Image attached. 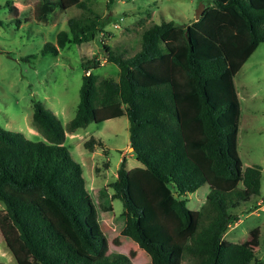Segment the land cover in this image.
Here are the masks:
<instances>
[{"label": "trees", "instance_id": "1", "mask_svg": "<svg viewBox=\"0 0 264 264\" xmlns=\"http://www.w3.org/2000/svg\"><path fill=\"white\" fill-rule=\"evenodd\" d=\"M55 6L87 14L67 18L41 55L56 56L102 31L86 0L38 3L41 15ZM261 42L264 0H206L196 20L143 29L129 56L99 40L117 79H98L90 71L99 66L96 57L84 58L76 109L64 127L39 101L32 103L31 125L40 139L0 127V233L15 263L132 264L123 253L107 252L81 165L63 145L65 132L125 116L140 165L127 170L122 158L109 183L123 208L119 234L150 264H264L251 247L223 239L238 219L235 208L259 195L260 168H242L236 151L240 109L232 78ZM94 143L101 146L90 138L84 147ZM204 183L202 204L188 209L180 196Z\"/></svg>", "mask_w": 264, "mask_h": 264}, {"label": "rangeland", "instance_id": "2", "mask_svg": "<svg viewBox=\"0 0 264 264\" xmlns=\"http://www.w3.org/2000/svg\"><path fill=\"white\" fill-rule=\"evenodd\" d=\"M16 11H9L5 2ZM54 1V0H46ZM101 18V32L81 44H68L56 56L41 55L45 42H55V34L66 29L71 16L86 15L75 7L64 10L57 6L41 15V0H0V127L21 133L34 140L29 129L32 103L39 101L50 110L61 125L72 118L78 102V88L83 74V59L95 56L99 66L91 68L98 79H117L118 69L113 63L103 62L99 40L123 56L133 54L140 43V34L151 24L161 21L187 23L195 20L197 6L206 0H112L110 11L107 0H86ZM103 63V64H101ZM238 95L239 117L236 151L242 168H260L259 195L241 203L234 212L238 219L223 234L229 242L251 247L257 260L264 262V42L257 45L233 75ZM65 132L63 145L74 161L81 165L85 187L97 212L100 229L107 240V252L127 255L132 264H150L143 250L128 237L119 234L123 223L122 204L113 198L109 183L124 155L126 168L139 163L127 151V119L120 116L103 122H90L77 129L72 136ZM38 139L41 138L39 135ZM92 138L93 152L84 147ZM208 191L206 183L180 198L190 210H197ZM4 204L0 201V211ZM0 262L16 264L7 250L0 233ZM261 264V263H260Z\"/></svg>", "mask_w": 264, "mask_h": 264}, {"label": "crops", "instance_id": "3", "mask_svg": "<svg viewBox=\"0 0 264 264\" xmlns=\"http://www.w3.org/2000/svg\"><path fill=\"white\" fill-rule=\"evenodd\" d=\"M14 6H15V5H14ZM253 51H254V50H253ZM103 62H104V59H103ZM101 64H103V63H101ZM236 95H237V93H236ZM237 97H238V95H237ZM29 131H30L31 136H33V137L35 138L34 140H38L37 137L39 136V133H38L33 127L30 128ZM74 132H75V131H74ZM74 132L69 133L68 135H69V136H72V135L74 134ZM94 145H96V144H94ZM97 146H98V145H97ZM94 147H95V146L92 145V149H94ZM128 148H129V146H128V143H127V148H126L127 151H129ZM89 151L93 152L94 150H89ZM129 156H131V158H134V156L132 155L131 152L129 153ZM122 158H123V159L125 158L124 155H123ZM124 163H125V159H124ZM139 165H140V164H139ZM139 165H138L137 163H133V165H132L131 168L136 167V166H139ZM125 168H126V167H125ZM131 168H126V169L128 170V169H131Z\"/></svg>", "mask_w": 264, "mask_h": 264}, {"label": "water", "instance_id": "4", "mask_svg": "<svg viewBox=\"0 0 264 264\" xmlns=\"http://www.w3.org/2000/svg\"><path fill=\"white\" fill-rule=\"evenodd\" d=\"M202 10H203V4L200 3L197 6L196 10H195V14H194V19L195 20L199 17V15L201 14ZM128 149H129L130 152L132 151V148L131 147H129Z\"/></svg>", "mask_w": 264, "mask_h": 264}]
</instances>
